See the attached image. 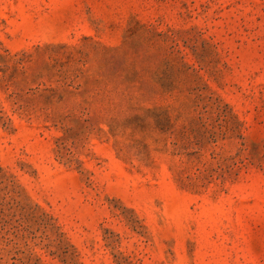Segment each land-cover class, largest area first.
I'll use <instances>...</instances> for the list:
<instances>
[{"label":"rangeland","instance_id":"1","mask_svg":"<svg viewBox=\"0 0 264 264\" xmlns=\"http://www.w3.org/2000/svg\"><path fill=\"white\" fill-rule=\"evenodd\" d=\"M0 264H264V0H0Z\"/></svg>","mask_w":264,"mask_h":264}]
</instances>
